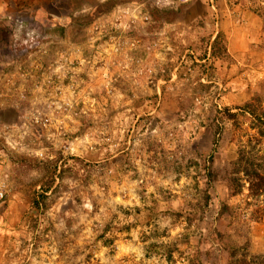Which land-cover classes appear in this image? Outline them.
I'll use <instances>...</instances> for the list:
<instances>
[{
    "label": "rangeland",
    "instance_id": "374dc122",
    "mask_svg": "<svg viewBox=\"0 0 264 264\" xmlns=\"http://www.w3.org/2000/svg\"><path fill=\"white\" fill-rule=\"evenodd\" d=\"M262 127L264 0H0V264H264Z\"/></svg>",
    "mask_w": 264,
    "mask_h": 264
},
{
    "label": "built area",
    "instance_id": "2783aa9c",
    "mask_svg": "<svg viewBox=\"0 0 264 264\" xmlns=\"http://www.w3.org/2000/svg\"><path fill=\"white\" fill-rule=\"evenodd\" d=\"M5 198V188L4 184L0 181V200Z\"/></svg>",
    "mask_w": 264,
    "mask_h": 264
},
{
    "label": "trees",
    "instance_id": "16d2710c",
    "mask_svg": "<svg viewBox=\"0 0 264 264\" xmlns=\"http://www.w3.org/2000/svg\"><path fill=\"white\" fill-rule=\"evenodd\" d=\"M248 108H250V106H248ZM255 114V113H254ZM256 115V114H255ZM260 134H261V136L263 137L264 136V128L262 127V128H260V132H259ZM243 156H246V155H243ZM244 158L245 157H242V161L244 162V163H247V158H245L246 159V161H244Z\"/></svg>",
    "mask_w": 264,
    "mask_h": 264
}]
</instances>
